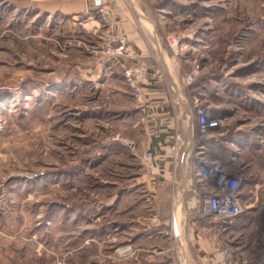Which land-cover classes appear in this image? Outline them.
I'll use <instances>...</instances> for the list:
<instances>
[{
    "label": "rangeland",
    "instance_id": "1",
    "mask_svg": "<svg viewBox=\"0 0 264 264\" xmlns=\"http://www.w3.org/2000/svg\"><path fill=\"white\" fill-rule=\"evenodd\" d=\"M127 1L152 20L187 99L182 107L165 89L179 112L172 110L167 134L190 127L196 146L207 147L193 154L242 176L243 210L222 235L207 228L193 198L191 249L203 252L196 236L203 234L229 243L248 264H264V0ZM31 2L0 3V264H175L169 215H162L172 199L155 193L170 188L148 141L158 132L142 110L149 84L167 79L154 45L144 65L123 61L149 76L138 104L123 69L102 52L97 13L94 31L92 22L79 23L87 18L55 22ZM103 4L115 20L112 2ZM167 36L177 41L170 45ZM194 65L200 74L183 85ZM195 102L220 111L224 135L198 137ZM143 151L156 167L143 163Z\"/></svg>",
    "mask_w": 264,
    "mask_h": 264
},
{
    "label": "crops",
    "instance_id": "2",
    "mask_svg": "<svg viewBox=\"0 0 264 264\" xmlns=\"http://www.w3.org/2000/svg\"><path fill=\"white\" fill-rule=\"evenodd\" d=\"M7 0H0L4 2ZM32 6L38 8L37 12H43L46 17H52V21L57 22L60 17L65 18L67 23L75 20V17H84L89 19L90 15L95 11L96 5L104 2L105 0H31ZM112 2L113 11L115 13L116 33L119 36L125 37L134 47H136L138 54L131 59L125 60L127 62L136 59L139 64L144 65L147 61L149 49L147 45L153 44L156 50V55L161 61L166 80L163 86L149 84L147 105H145L143 112L146 113L147 122L151 123L158 134L150 132L148 134V141L153 144L154 151L158 164L160 166L159 179L169 185V191L166 192L163 187H158L155 192L158 197H169L172 199L171 206L162 212L163 216H168L166 223L170 222V231L172 244L175 248L176 263L175 264H219L218 258L213 253L214 241L211 238L200 236L196 234L200 248L203 252L192 250V240L195 237L194 227L195 222L187 220L188 213L194 205L193 196L189 190L192 182L193 168L196 164L195 154L193 150L204 151L207 147L196 146V140L193 138L192 130L190 127L184 128L182 125L177 127L180 135V144L176 157L170 156L169 147V134L165 127L174 125L172 110L177 114L179 112L173 106L176 103L170 99L166 93V88L170 87L176 95L175 100L186 106V98L181 93L175 75L168 70V64L163 50L159 47V37L153 28V22L149 18L140 16L138 10L134 11L129 5L127 0H108ZM134 7V6H133ZM121 61V60H120ZM115 63L122 69L121 62ZM102 67L103 64H100ZM170 66V64H169ZM88 70V68L86 69ZM100 72V68L98 69ZM89 71V70H88ZM169 72V73H168ZM87 76V73H86ZM89 75L85 78L88 80ZM174 87V88H173ZM179 90H177V88ZM148 91V90H147ZM181 115V112H180ZM153 123V124H152ZM177 125V124H176ZM167 131V132H166ZM148 143V144H149ZM199 149V150H198ZM152 178V177H151ZM166 186V185H165ZM160 188V189H159Z\"/></svg>",
    "mask_w": 264,
    "mask_h": 264
},
{
    "label": "built area",
    "instance_id": "3",
    "mask_svg": "<svg viewBox=\"0 0 264 264\" xmlns=\"http://www.w3.org/2000/svg\"><path fill=\"white\" fill-rule=\"evenodd\" d=\"M100 16L99 21L105 28L102 30V52L105 56L122 60L123 75L131 87L135 102L143 103V87L147 84L148 74L142 66L125 64L123 61L131 59L136 54L131 44L123 36L116 33V23L109 13L108 7L101 2L96 5L95 11L90 15L89 20L94 14ZM93 23L90 27L95 31L97 24L94 20L79 21L80 24ZM97 22V21H96ZM170 45L177 41L173 36H167ZM201 69L198 65L192 66L182 76L183 85L193 82L200 74ZM195 129L199 138H218L226 132L223 128V116L218 109L206 103H193ZM144 119V118H142ZM172 144L169 145L170 156L176 157L180 144V135L175 126L171 134ZM202 147V145H199ZM202 155L204 151H198ZM143 163L149 167H156V157L150 151H143L141 154ZM196 164L193 168L192 182L189 190L195 199L199 217L204 221L207 228L215 235H222L229 222L235 218L242 210L243 205L240 201L242 193V176L232 174L225 170L219 162L196 156ZM154 221L157 217H154ZM264 243V232H263ZM213 253L218 258L220 264H248L243 254H236L235 249L229 243L221 245L214 243Z\"/></svg>",
    "mask_w": 264,
    "mask_h": 264
},
{
    "label": "bare ground",
    "instance_id": "4",
    "mask_svg": "<svg viewBox=\"0 0 264 264\" xmlns=\"http://www.w3.org/2000/svg\"><path fill=\"white\" fill-rule=\"evenodd\" d=\"M128 249H129V248H127V247H126V248H122V249H120V252H121V253H126V252H128V251H127Z\"/></svg>",
    "mask_w": 264,
    "mask_h": 264
}]
</instances>
